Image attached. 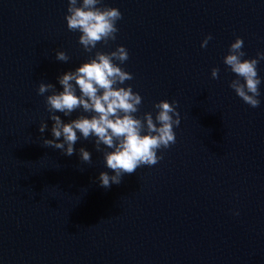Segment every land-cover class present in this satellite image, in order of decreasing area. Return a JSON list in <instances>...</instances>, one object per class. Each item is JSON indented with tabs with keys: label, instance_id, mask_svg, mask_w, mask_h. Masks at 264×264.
Wrapping results in <instances>:
<instances>
[{
	"label": "water",
	"instance_id": "water-1",
	"mask_svg": "<svg viewBox=\"0 0 264 264\" xmlns=\"http://www.w3.org/2000/svg\"><path fill=\"white\" fill-rule=\"evenodd\" d=\"M102 3L123 18L117 39L97 49H128L121 66L134 79L123 86L143 97L137 116L178 101L176 143L110 188L98 180L114 173L94 138L81 137L71 156L44 146L51 91L39 95V83L62 91L58 76L97 49L84 51L68 30V0H0V264H264V60L257 108L229 87L235 74L223 62L238 36L245 59L264 51V0Z\"/></svg>",
	"mask_w": 264,
	"mask_h": 264
},
{
	"label": "clouds",
	"instance_id": "clouds-1",
	"mask_svg": "<svg viewBox=\"0 0 264 264\" xmlns=\"http://www.w3.org/2000/svg\"><path fill=\"white\" fill-rule=\"evenodd\" d=\"M65 18L68 30L80 33L78 43L84 51L92 53L99 43L108 45L109 41L117 39V21L123 18V14L118 7L104 5L102 0H68ZM212 38L209 33L201 47H207ZM245 56L244 39L238 36L230 44L223 62L235 74L229 87L246 104L257 108L261 104L262 83L258 64L264 60V51H258L253 58L245 59ZM56 59L68 62L70 56L59 50ZM128 59L129 51L123 44L109 52L97 49L75 70L58 76L62 91H56L54 84L44 81L38 86L39 95L51 91L46 95L45 104L50 114L48 119L53 121V139L44 138L43 145L71 156L81 137L85 140L94 138L96 150L103 151L105 166L114 173H100L98 180L104 188L120 184L125 174H132L138 168L159 163L163 155H158V150L168 149L176 143L175 127L181 123L178 101L168 99L155 103L154 108L158 110L155 117L152 112L136 115L143 97L131 85L123 86L126 81L134 79L133 73L121 66ZM219 73L220 69L214 67L212 78L219 79ZM77 111L81 114L68 122L57 114L71 116ZM47 128L46 120L40 124L39 131L44 133ZM79 155L81 161L92 162V154L86 148L81 147ZM236 215H239L238 211Z\"/></svg>",
	"mask_w": 264,
	"mask_h": 264
}]
</instances>
